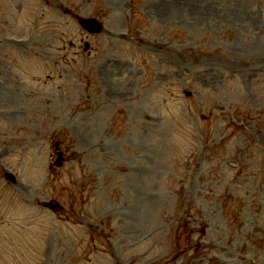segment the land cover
Masks as SVG:
<instances>
[{
  "label": "rangeland",
  "instance_id": "obj_1",
  "mask_svg": "<svg viewBox=\"0 0 264 264\" xmlns=\"http://www.w3.org/2000/svg\"><path fill=\"white\" fill-rule=\"evenodd\" d=\"M64 8L99 15L104 31L87 35ZM236 106L254 112L241 119ZM260 109L264 0H0V264H111L115 248L141 264L143 250L197 241L244 247L234 264H258ZM81 219L131 233L109 248Z\"/></svg>",
  "mask_w": 264,
  "mask_h": 264
},
{
  "label": "water",
  "instance_id": "obj_2",
  "mask_svg": "<svg viewBox=\"0 0 264 264\" xmlns=\"http://www.w3.org/2000/svg\"><path fill=\"white\" fill-rule=\"evenodd\" d=\"M81 21H82L83 23H85V24H88V21H87V20L81 19ZM82 22H81V23H82Z\"/></svg>",
  "mask_w": 264,
  "mask_h": 264
}]
</instances>
